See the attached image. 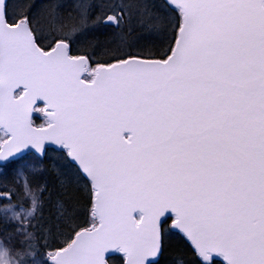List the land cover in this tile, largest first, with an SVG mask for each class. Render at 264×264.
Here are the masks:
<instances>
[{
	"label": "snow or ice",
	"instance_id": "6c2138e0",
	"mask_svg": "<svg viewBox=\"0 0 264 264\" xmlns=\"http://www.w3.org/2000/svg\"><path fill=\"white\" fill-rule=\"evenodd\" d=\"M0 264H264V0H0Z\"/></svg>",
	"mask_w": 264,
	"mask_h": 264
}]
</instances>
